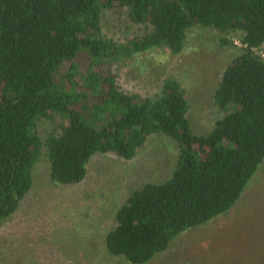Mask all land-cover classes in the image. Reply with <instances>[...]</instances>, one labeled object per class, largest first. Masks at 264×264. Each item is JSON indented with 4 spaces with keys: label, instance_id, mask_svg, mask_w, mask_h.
I'll return each mask as SVG.
<instances>
[{
    "label": "trees",
    "instance_id": "obj_1",
    "mask_svg": "<svg viewBox=\"0 0 264 264\" xmlns=\"http://www.w3.org/2000/svg\"><path fill=\"white\" fill-rule=\"evenodd\" d=\"M114 9L137 28L125 44L103 31L102 13ZM195 26L242 44L214 93L223 117L204 135L179 80L142 97L121 90L113 70L151 50L180 54ZM263 46L264 0H0V228L32 190L43 155L53 184L78 185L93 156L132 160L157 134L177 142L175 169L127 196L107 252L147 264L181 233L228 213L264 162ZM42 121L52 124L45 137Z\"/></svg>",
    "mask_w": 264,
    "mask_h": 264
},
{
    "label": "rangeland",
    "instance_id": "obj_2",
    "mask_svg": "<svg viewBox=\"0 0 264 264\" xmlns=\"http://www.w3.org/2000/svg\"><path fill=\"white\" fill-rule=\"evenodd\" d=\"M102 25L108 38L122 44L137 34L121 9L105 10ZM223 38L234 45L224 46ZM258 52L264 57V46ZM241 53L237 36L195 26L180 54L151 50L115 64L113 70L121 90L142 97L159 96L169 77L179 80L190 99L193 129L204 135L223 117L214 93L226 67ZM51 125L40 122L41 136ZM177 157V142L157 134L134 159L97 154L82 183L59 186L50 180L43 155L32 190L0 228V264H131L105 249V237L116 226V211L144 183L167 181ZM147 264H264V162L228 213L181 233Z\"/></svg>",
    "mask_w": 264,
    "mask_h": 264
}]
</instances>
